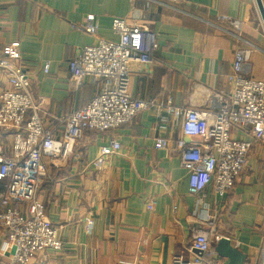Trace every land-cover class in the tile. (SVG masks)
<instances>
[{
  "label": "crops",
  "instance_id": "1",
  "mask_svg": "<svg viewBox=\"0 0 264 264\" xmlns=\"http://www.w3.org/2000/svg\"><path fill=\"white\" fill-rule=\"evenodd\" d=\"M88 16L97 21L98 36L108 40H119L112 30L116 17L156 34L153 62L130 64V93L151 105L116 129L87 130L67 157L46 160L38 195L63 248L29 264H172L175 255L195 254L193 230L207 210L217 214L219 233L246 254L245 264H260L264 143L235 124L233 138L253 141L247 165L225 194L213 185L196 191L181 165L178 141L200 138L185 135L183 115L175 113L218 108L231 93L238 47L233 20L242 22L243 47L250 53L245 74L264 80V23L256 0H0V59L6 46L18 44L17 63L29 75L46 128L108 86L91 78L77 85L69 71V62L96 42L79 27ZM8 86L0 72V91ZM13 136L0 128V149L8 154ZM113 138L121 148L99 169L94 161ZM158 138L168 141L165 148L156 147ZM21 208L28 211L30 204ZM6 238L0 226V264H13L2 253Z\"/></svg>",
  "mask_w": 264,
  "mask_h": 264
},
{
  "label": "built area",
  "instance_id": "2",
  "mask_svg": "<svg viewBox=\"0 0 264 264\" xmlns=\"http://www.w3.org/2000/svg\"><path fill=\"white\" fill-rule=\"evenodd\" d=\"M230 24L238 42L229 76L233 82L231 93L223 97L218 108H177L175 111L183 115L184 134L200 138L198 143L178 141L181 165L189 170L191 188L202 191L213 185L221 195L233 188L253 147V141L233 138L232 127L239 124L255 141L264 143V80L245 74L250 53L243 47L242 22L233 20ZM79 27L97 38L69 62L74 83L79 85L87 78L109 83L84 106L60 118L52 128L44 126L39 112L41 102L33 97L29 75L17 63L18 44L6 46L0 59V72L9 85L0 91V128L14 132L9 154L0 149V182L3 184L0 226L7 236L2 253H8L13 264H29L47 250L63 248L59 231L49 220L38 195L40 179L48 170L47 161L54 162L71 154L87 130L116 129L151 105L130 93V64L153 62L156 34L127 17L113 19L112 30L119 36L117 41L99 37V25L92 16L86 17ZM49 68L50 64H45V72ZM167 144L165 138H158L156 147L165 148ZM120 148V141L111 139L102 146L95 166L101 169L107 158ZM25 203L30 204L28 211L21 208ZM217 222V214L207 210L195 226L190 244V249H198L202 254L175 255L172 264H223L225 258L214 248L223 236ZM93 225L94 221L89 219V231ZM260 264H264V239Z\"/></svg>",
  "mask_w": 264,
  "mask_h": 264
},
{
  "label": "water",
  "instance_id": "3",
  "mask_svg": "<svg viewBox=\"0 0 264 264\" xmlns=\"http://www.w3.org/2000/svg\"><path fill=\"white\" fill-rule=\"evenodd\" d=\"M260 15L264 23V4L263 0H256ZM189 138L192 136H188ZM216 252L223 258L227 259V264H245L246 254L238 247L234 246L231 239L222 236L215 244ZM196 254L201 255L202 252L198 249H193Z\"/></svg>",
  "mask_w": 264,
  "mask_h": 264
}]
</instances>
